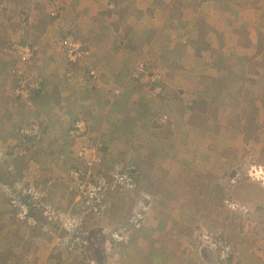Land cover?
<instances>
[{"label":"rangeland","instance_id":"374dc122","mask_svg":"<svg viewBox=\"0 0 264 264\" xmlns=\"http://www.w3.org/2000/svg\"><path fill=\"white\" fill-rule=\"evenodd\" d=\"M16 1H18V7L22 6L20 11H16L23 14L21 19L25 18L24 22L29 30L35 28V20L37 26L40 27L41 22L45 24L46 21L50 23L56 18L59 19L62 14H59V9L60 6L63 8V5L66 6V18L71 24V19L74 15L76 16L78 8V5L75 7L73 4H79L78 0H0V8L7 3L10 7L15 8ZM248 1L252 3V0ZM252 5L261 7V2H254ZM10 17L12 18L14 15H10ZM85 17L94 19L92 15ZM76 30L78 29L67 30L63 34H60L59 31L50 33L51 41H49L50 46L48 47L53 48L50 49L52 53L63 52L64 62H67V57L61 39L65 34L72 33L71 37L74 39L76 38L82 43L86 42L89 47H84L89 51L95 52L97 47L95 43L91 42V38L87 39L81 31ZM158 34H153V36L156 37ZM171 35L174 36V33ZM138 36L140 34L135 35V38ZM117 42L118 44L122 43V46L117 44L118 46L116 45L114 48L118 47V49L110 50V54L120 49L122 52L125 50V53L134 51L131 55L135 53L134 62H136L131 71H128L130 69L128 68L124 72L126 78H128L127 72H130V79H124L121 82V84L126 85L127 93L121 94V89L115 88L113 90L114 101L121 98V108L128 103L134 104L132 107L128 105L126 108L128 111H124L133 114L137 105L135 100H131L129 97L128 91L134 92L136 98L139 97L137 103L140 102L142 105L147 104L148 100L153 101V98L147 95L148 87L152 89V85L141 81L134 82L133 79L135 78L132 77V71H138L144 67L145 72L149 73L148 79L159 76L162 92L164 80L162 74L164 72L160 71L161 63L156 51L149 52L148 45L141 43V39L137 43L133 42V44L128 42V39L122 38H118ZM15 44H17L15 41L12 42L10 50L16 55L13 49ZM42 56L41 51L33 62L27 64L29 70L27 75L31 78L36 90L39 84H42L40 89L43 90L46 83L45 72L43 74L41 69ZM86 59L85 56L81 63L84 64L90 60ZM0 71V89H2V91L0 90L2 92L0 103H4V109L0 110V119L2 118L0 135L6 131L5 136L1 137L4 143L10 137L17 140L13 143H6L5 146L0 145V150H6L8 153L6 157H0L2 163L0 169L2 172L0 174V213L10 215V218L16 221L15 224L10 222L7 233H10L9 231L12 229L21 228L20 222L30 223L32 229L43 231L46 234L45 237L51 239L49 244L43 242V247L52 248L53 251L57 250L62 254L65 251L69 252L67 243H71L75 235L78 234L86 242L84 249L70 250L69 253L78 257L80 264H264V76H261V70L251 67L248 79L244 80L247 86L245 83L242 84L248 96L247 102L242 107L239 105L235 111L238 120L242 116L244 125L241 124V128L244 129L239 128L238 133H235L233 129L225 130V135L231 138L228 141L224 140L225 136L213 135L217 139L216 141L208 142L210 140L208 138L203 146L197 145L195 151L198 156L191 162L193 171L186 174V178L180 175L181 173H176L172 176L171 182L159 174L153 175L154 168L162 167L166 162L158 160L155 144H153L155 141H152L153 136L149 134L150 136L144 140L143 133L140 134V131L149 125L144 124L146 121L140 120L136 129H129L132 138H128L129 135L126 132L128 129L124 130L125 126H123L122 121L116 123L109 119L108 130L103 128L98 130L97 119L92 117L99 111L94 113L82 110L74 111L83 119L88 118L93 127L96 126L91 131V134L94 135L90 140L91 143H83L78 151L83 148L89 149V147L96 150L95 147H97L103 152L105 146H108L107 154L103 153L102 155L103 162L100 168L109 176L115 168L123 169L135 166L138 170L137 188L135 190L117 187L109 190V193L106 192L108 207L101 215L83 214L81 211L82 202L76 199V191L70 189L73 180L70 171L80 164L72 149L77 142L68 140L65 143L63 142V134H53V131H61L63 127L61 123H64L60 121L55 124L56 120L53 118L56 115L54 113L65 116L68 122L69 119L71 120L69 117H72L73 111L66 113V110L56 111L54 107L50 109L46 106L50 113L55 116L49 117L45 114L41 120L32 119L35 113L26 108L31 105L17 100L13 93L15 83L13 78H11V87L8 76L7 82L5 81L6 69H0ZM66 88L70 89L72 85L65 82L61 87L63 92L59 97H63ZM255 91L258 93L256 94ZM82 92L83 89L78 92L75 90L76 97L79 93V96H83ZM136 92L138 93L136 94ZM162 92L157 97H161ZM69 93L71 95L70 90ZM38 98L39 93L36 92V98L32 105ZM78 98L80 99V97ZM48 104L51 105L50 102ZM76 114H73L74 117H77ZM19 116L27 119L20 120L18 126L12 122L15 124L4 127L5 122L21 118ZM234 117L230 120H234ZM35 123L40 124L41 137L25 136L22 129ZM70 125L69 121L65 126L70 129ZM150 125H153V129L159 128L156 127L157 123ZM59 126H61V130L57 129ZM148 129L150 130V128ZM103 130L107 132L104 133ZM115 135L118 138L116 141L112 137ZM69 136L73 139L71 133ZM74 137H77L75 139L77 140L80 136L74 135ZM58 141L62 143H58ZM64 144H66L68 151L73 153L71 154L73 155V162L66 169L65 160V167L61 169L62 174L58 173L56 167L52 172H48L46 164L51 158H43V153L40 151L49 149L52 145L53 150H57L56 148L59 147L61 149ZM207 144L210 145L208 150L202 151V148L206 149ZM22 149L27 152L32 151L34 154L37 152L38 156L40 155L41 167H45L46 172L37 175L35 177L37 181H33L34 183L28 178L30 176L29 171H24L27 165L25 158H14L16 154L11 156L8 151L17 150L19 152ZM134 150L135 152H133ZM209 152H211L210 156ZM91 155L92 152L88 151L87 157L91 158ZM145 158L149 160V162L146 161L148 167L146 169L142 168L143 166L139 165L140 162L138 161V159L145 160ZM96 169L98 168L93 166V172ZM237 173L242 179L233 184L232 180L237 176ZM64 180L66 181L63 182L64 191L59 194L60 181ZM130 194H133L135 198ZM15 197L25 199V203L30 202V213L27 220H19L18 211L12 205V200ZM5 200L8 203L3 205ZM138 200L139 205L134 206V202ZM67 203L70 208L65 206ZM144 209L146 217L140 228L126 234L124 241L119 242L112 238V233L123 230L122 228L135 212L144 211ZM24 225L27 226V224ZM24 225L22 226L23 229H25ZM28 250L32 251V249ZM44 255L46 257L48 254ZM30 257H27L29 262L35 255L32 254Z\"/></svg>","mask_w":264,"mask_h":264},{"label":"crops","instance_id":"0c3cea01","mask_svg":"<svg viewBox=\"0 0 264 264\" xmlns=\"http://www.w3.org/2000/svg\"><path fill=\"white\" fill-rule=\"evenodd\" d=\"M258 1L261 2V7L252 5ZM78 3L73 4L75 7L78 5V8L76 16L74 15L71 19V24L66 18V6L63 5V8L60 6L59 9V14L62 13L59 19L56 18L50 23L46 21L45 24L41 22L40 27L35 20V28L32 30L26 27L25 18L21 19L23 14L18 13L22 9V6L18 7V1L15 2V8L10 7L8 3L0 8V46L2 47L0 55H3L0 57V69H6L5 81L7 82L8 76L10 81L8 83L12 87L11 69L18 64L16 55L10 50L12 42L34 46L37 44V54L41 51L43 53L41 69L42 73L46 74L43 73L46 83L38 100L26 108L35 113L32 119L41 120L46 114L49 117L56 115L53 118L56 120L55 124L63 121L62 130L59 126L57 129L61 131H53V134H63L65 143L68 140L77 142L72 148L74 154L77 155L83 143H91L90 140L94 137L91 131L96 126L98 130L102 128L108 130L109 119L116 123L122 121L124 130L128 129L126 131L128 138H132L130 130L136 129L140 120H144L146 121L144 124L149 125L141 130L140 134L143 133L144 140L150 136L149 134L153 136L152 141H155L153 144L157 153L153 152L157 154L158 160L166 162L162 167H155L152 171L153 175L159 174L171 182L172 176L176 173H181L180 175L186 178L185 175L193 171L191 162L198 156L195 151L197 145L203 146L208 138H210L208 142L216 141L213 135L225 136L224 140L228 141L231 138L225 135V130L233 129L235 133L239 132L238 129L244 123H242V116L238 120L235 110L244 106L248 97L242 84L248 79L251 67L261 70V76H264V0H252V3L248 0H78ZM24 12L26 14V11ZM10 15L14 17L11 18ZM86 15H92L94 19L86 18ZM73 29L81 31L87 39L91 38V42L97 46L95 52L91 51V56L87 57L90 60L84 64L72 65L64 62L63 52L52 53L50 49L53 48L48 47L51 41L50 33L59 31L63 34L64 31ZM159 32L161 33L158 34ZM172 33L174 36L171 35ZM139 34L140 36L135 38V35ZM153 34L158 35L154 37ZM118 38L128 39L131 44L141 39V43L148 45L149 52L156 51L161 63L160 71L164 72L161 97H157L153 89L148 87L147 95L153 98V101L148 100L147 104L142 105L140 102L137 103L139 97L136 98L134 92L128 91L129 97L135 100L137 105L133 114L124 111H128L126 109L128 105L132 107L134 104L128 103L121 108V98L114 101L115 88H120L121 94L127 93L126 85L121 82L124 79H130V72H127L128 78L125 77L124 72L128 68H130L128 71H131L136 62H134L135 53L131 55L134 51L125 53V50L122 52L120 49L110 54V50L118 49V47L114 48L118 44ZM59 42L58 45H60ZM84 44L89 47L86 42ZM118 45L122 46V43ZM38 60L41 59L38 58ZM91 70H95L96 78L90 74ZM65 82L71 84L72 88L65 89L66 93H63L65 98L64 95L59 97ZM80 89H83L84 97L79 96V93V99L76 97L75 90L78 92ZM255 92L258 93V91ZM46 106L50 109L54 107L56 111L66 110V113L73 111L72 117H69L71 118L69 119L70 129L65 126L69 122L65 116L60 113L52 115ZM2 109H4V103H0V110ZM80 110L89 113L99 111L92 117H96L97 125L93 127L88 118L83 119L74 112ZM164 112L170 117L169 125L161 122ZM19 117L21 118L5 122L4 127L15 123L18 126L20 120L27 119ZM233 117L234 120H230ZM1 121L2 118L0 126H2ZM80 121H84L87 128L75 140L77 137L75 138L72 132ZM153 123H157L156 127L159 128L153 129V125H150ZM103 132L107 131L103 130ZM5 133L6 131L0 135V145L5 146L6 143L17 141L10 137L8 142L4 143L1 137L5 136ZM70 133L73 139L70 138ZM112 137H114L113 140H118L116 135ZM209 146L207 144L206 149L201 147L202 151L206 152ZM95 148V151H99L102 155L107 154L109 150L108 146H105L103 152ZM56 149L58 151L53 150L52 145L49 149L42 151L39 149V151L43 153V158H51L46 164L48 172H52L56 167L58 173L62 174L61 169L65 167V160L66 169L73 162V155H71L73 153L68 151L66 144L62 145L61 149L60 147ZM90 149L93 151V148ZM17 150L8 151L11 156L16 154L14 158H25L27 165L24 171H29V180L37 181L35 177L46 172L45 167L40 165V155L38 156L37 152L34 154L32 151H24V149L19 152ZM6 152V150H0V157H6L8 154ZM210 154L211 152L209 156ZM138 161L142 168H148L146 161L149 162V160L145 158ZM1 164L0 162V169ZM213 167L216 168L215 165ZM97 168L96 172L102 169L100 166ZM63 182L66 181H60L59 194L64 191ZM68 203L65 206L69 207ZM138 203L139 200L135 201L134 206ZM8 219H11L10 215L0 213V264H80L78 257L67 251L62 254L57 250L53 251L52 248L43 247V242L49 244L51 239L46 238L43 231L32 229L30 223L20 222L22 220L19 219L20 221H17L20 222L21 228L12 229L10 233H7L10 224ZM23 225L25 229L22 228ZM50 249L52 251H49ZM32 254L35 257H32ZM44 254L48 255L45 257ZM28 256L32 257L30 262L27 261Z\"/></svg>","mask_w":264,"mask_h":264},{"label":"built area","instance_id":"2783aa9c","mask_svg":"<svg viewBox=\"0 0 264 264\" xmlns=\"http://www.w3.org/2000/svg\"><path fill=\"white\" fill-rule=\"evenodd\" d=\"M63 48H65L67 62L70 64H80L81 61L90 56V52L83 43L74 39L71 36L66 37L63 40ZM13 49L17 55V63L11 69V76L14 80V96L20 102H26L31 105L36 98V92L42 88V84H39L38 89L34 87L31 78L28 74L27 64L33 62L37 57V48L32 44H15ZM141 68V70L132 71V77L134 80L150 83L153 87V93L158 95L161 93L162 89L159 84L160 77H153L148 79L149 73ZM90 74L93 78H96L95 71L91 70ZM35 90V91H33ZM41 90V89H40ZM33 91V92H32ZM118 93V91H115ZM169 117L163 115L161 118L162 123H167ZM87 125L84 121H80L75 125V129L72 132L73 135L80 136L86 131ZM25 136H31V138L41 137L40 124H31L26 128L22 129ZM90 149V148H89ZM83 148L78 151L77 160L79 161V166L70 171V176L73 178L71 182L70 189L76 191V199L82 202L81 211L83 214L101 215L105 212L108 207L106 192L113 190L117 187H122L129 190H135L137 188V176L138 170L135 167H126L123 169H114L110 176L105 174L102 169L100 171L93 172V166L99 167L103 162V156L99 151L92 149ZM88 151L92 152L91 158L88 156ZM109 176V177H108ZM251 176V173H249ZM253 176V174H252ZM242 178L240 174H237L233 178L232 183L236 184ZM253 179V178H252ZM31 192V191H30ZM25 199L20 197H15L12 200L13 207L18 211V218L24 221L28 219L30 213L29 203L24 202ZM146 217L145 209L144 211L135 212L127 221V223L122 228L123 230L116 231L112 233V238L119 242L124 241L126 234L130 233L132 230L140 228L142 221ZM86 242L83 241L78 234L75 235L71 243H67L68 251L76 249H84Z\"/></svg>","mask_w":264,"mask_h":264},{"label":"trees","instance_id":"16d2710c","mask_svg":"<svg viewBox=\"0 0 264 264\" xmlns=\"http://www.w3.org/2000/svg\"><path fill=\"white\" fill-rule=\"evenodd\" d=\"M71 34H72V33H71ZM68 36H71V35H70V34H66V35L63 37L62 40H64V39H65L66 37H68ZM83 45L85 46L84 43H83ZM33 46H34V45H33ZM89 57H90V56H89ZM133 81L138 82L137 80H134V79H133ZM152 89H153V87H152ZM42 91H43V90H41V91L39 90L38 93L40 94ZM161 92H162V91H161ZM40 95H41V94H40ZM163 115H167V113L164 112ZM167 116L169 117V115H167ZM169 121H170V117H169ZM237 174H238V173H237ZM7 203H8V201L5 200V201L3 202V205H5V204H7ZM14 216H15V215H14ZM10 222H11V223H14V224L16 223V221H15V220H12V219L10 220Z\"/></svg>","mask_w":264,"mask_h":264}]
</instances>
